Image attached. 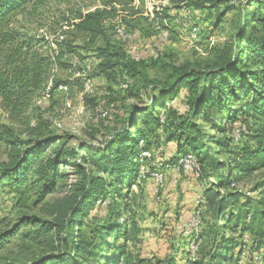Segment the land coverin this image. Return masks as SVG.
Listing matches in <instances>:
<instances>
[{"label":"trees","instance_id":"obj_1","mask_svg":"<svg viewBox=\"0 0 264 264\" xmlns=\"http://www.w3.org/2000/svg\"><path fill=\"white\" fill-rule=\"evenodd\" d=\"M51 1L56 0H0V109L5 115L0 143L7 148V159L0 164V189L12 196V208L23 209L30 202L43 204L62 182L75 180L63 198L45 203L49 220L32 218L33 238L44 250L32 264H181L175 257L145 258L133 252L129 242L137 240L138 228L127 215L136 195L133 187L142 191L158 164L164 172L173 171L186 154L196 157L202 181L210 178L203 173L204 161L222 173L212 176L214 182L203 191L202 242L195 260L187 258L186 242L176 249V254L184 252L183 264H264V180L255 185L262 196L256 202L235 189L253 173L264 172V0H195L211 9L222 4L231 9L230 2L240 1L238 30L215 61L172 67L153 59L149 66L166 73L161 80L150 79L147 65L128 59L109 43L97 47L101 75L143 103L132 106L125 119L117 102H108L104 118L113 131L97 144L73 143L69 134L56 136L45 125L33 126L28 113L45 95L62 87L68 90V83L58 81L56 74L67 67L62 60L74 54L77 34L104 36L103 22L132 0H101L94 11L70 10L68 16L58 12L51 15L47 36L29 34V24L42 29L39 13ZM181 1L169 0L173 5ZM223 16L219 14L217 22ZM69 34L74 39L61 40ZM137 77L142 85L135 91ZM125 82L130 83L122 89ZM170 144L175 148L171 158L161 149ZM145 151L152 153L151 159L140 163ZM221 155L227 159L217 160ZM143 164L145 175L139 179ZM98 207L103 214L90 219ZM202 209L210 216L206 224L211 246L199 257L205 233ZM12 230L0 232V249Z\"/></svg>","mask_w":264,"mask_h":264},{"label":"rangeland","instance_id":"obj_2","mask_svg":"<svg viewBox=\"0 0 264 264\" xmlns=\"http://www.w3.org/2000/svg\"><path fill=\"white\" fill-rule=\"evenodd\" d=\"M240 3V1L230 2L228 5L234 7L231 9H227L226 4L220 5L218 9H211L206 8L202 3L195 2V0H182L177 5H173L169 0H132L124 7V10H121V7L117 8L120 10L118 15L103 22L104 36L90 37L87 34H77L74 54L68 55L62 60V63L67 67L73 66L71 68L60 67L56 74L58 81L68 83V90H56L53 94L42 97V101L39 100L40 104L34 103L28 113L31 125H45L56 136L69 134L73 137V143H99L102 137L113 131V129L106 128L110 126L104 118L107 112L103 109L108 105V102H117L118 113L124 118L126 117L125 119L130 115L132 106L141 107L143 103L130 96L128 92L122 91L114 79L108 81L101 75L99 61L95 56L97 47H104L106 43H109L111 48L122 50L128 59L147 65L146 71L150 79L161 80L165 78L166 73L159 67L149 66L150 61L158 57L170 63L172 67L217 60L222 54L224 46L231 43L238 30L243 8ZM101 6V0L51 1L46 6L47 9L43 10L46 13H39L43 23L42 29L29 24L27 25V28L31 30H29V34L47 36L52 20L51 15L55 16V13L59 15L58 12H60L68 16L70 10L94 11ZM221 13L224 16L220 22H217ZM48 17L50 19H46ZM34 20L36 23L38 19ZM32 21L33 19L29 23ZM119 30L129 34L130 40L123 41L118 33ZM51 38L49 37L48 40ZM65 39H74V37L69 34L61 38V40ZM86 79L90 81L93 90L91 95L84 97L82 83L83 81L85 83ZM139 79L140 77L135 79V85L132 87L135 91L142 85ZM122 85L121 88L124 89ZM0 122H5V115L1 109ZM20 128L23 130L24 126H20ZM94 131L98 132L94 134L95 138L90 139L88 134L94 133ZM239 136L240 132L237 131L234 137L238 139ZM161 149L166 150V155L170 158L175 153L172 144ZM217 157L219 161L227 159L226 155ZM6 159L7 148L0 143V164ZM171 170L176 176H170L172 171H166L164 187L158 193L154 180H147L143 183L142 185L145 186L142 191L133 188L136 197H131V209L127 217L129 222L136 223L138 230L136 232L137 240L133 245L132 242H129V246H132L133 252L139 253L142 257H175L178 262L183 264L185 263L182 257L184 252L176 254V249L180 250L184 244L183 239L180 238L181 234H178L185 227L182 224L185 214L180 211L185 207L187 210H191L189 217L186 215L184 217L189 219L196 212L195 210H200L205 186L214 182L212 176L221 175L222 172L214 171L213 166L208 161H204L203 173L205 177H210L209 180L202 181L188 173L190 177L185 180L186 185H181L179 179L180 177L184 179L185 172H179L174 168ZM143 172L144 174H140L139 179L145 175V166H143ZM177 174L180 175L179 179ZM263 180L264 172H255L238 183L235 189L256 202L262 196L256 190L255 185ZM62 183L63 186L48 195L43 204L35 207L30 202L28 208L23 209L12 208V196L2 192L3 188L0 189V232L13 229V236L4 248L0 249V264H32L37 256L44 255V250L33 238L36 230L31 222L33 217L49 220L45 216V203L52 204L63 198L68 193L69 185L74 184L75 180L70 177L69 181ZM191 198L192 205H190L192 207H188L186 202ZM202 211L205 218L203 220L205 233H203V244L199 257L205 255L211 246V239L207 234L209 225L206 224L210 223V216L206 210L202 209ZM102 214V209L95 208L90 214V219L98 218ZM90 219L87 222H90ZM2 220H5L4 223H1ZM6 223L8 225L4 226ZM121 243L122 241L119 240L118 244ZM248 261L251 262L252 259Z\"/></svg>","mask_w":264,"mask_h":264},{"label":"bare ground","instance_id":"obj_3","mask_svg":"<svg viewBox=\"0 0 264 264\" xmlns=\"http://www.w3.org/2000/svg\"><path fill=\"white\" fill-rule=\"evenodd\" d=\"M158 21V20H157ZM121 39L123 41H129V39H125L126 37H129L130 35L129 34H126L125 32H123L122 30H119L118 31ZM138 61V60H137ZM53 72L55 73L56 72V69L53 70ZM53 73V74H54ZM54 78V77H53ZM53 80V79H52ZM130 83V82H129ZM129 83L125 82V84L123 83L122 87L125 89L128 87ZM51 85V83H50ZM83 88H84V97L85 96H88V95H91V92H92V85L90 83L89 80L85 81L84 85H83ZM61 89L63 90H66L67 88L66 87H62ZM38 104H40V101L37 102ZM140 146L143 145V142H140L139 143ZM152 153L148 152V151H145V152H142L141 154V159H140V163H144L146 160H150L151 159V155ZM184 156V155H183ZM181 157V156H180ZM189 158L191 160H193L194 162H196V169H195V177L199 178L201 176V168H200V165L196 159V157L192 154H186V156L182 157V158H179L180 161L178 162L179 163V167H176L177 169H180V168H184L185 166L189 165ZM153 159V158H152ZM177 163V164H178ZM143 165H141V167L139 168V173L142 175L144 174L143 172ZM162 164H158V171L150 174L151 175V178L150 179H156V182H155V186H156V192L158 193L159 190H162L163 187H164V171H163V168H162ZM167 167V166H166ZM135 188V187H133ZM196 212H198V224L196 225V227L188 232H182L181 234V237L183 239L184 242H186L187 244V258L189 260H195L196 258V255L198 253V250H199V247L201 246V238H200V232H201V222L202 220L200 219V210H195ZM195 247V248H194ZM190 248H194V250L192 251V249Z\"/></svg>","mask_w":264,"mask_h":264},{"label":"built area","instance_id":"obj_4","mask_svg":"<svg viewBox=\"0 0 264 264\" xmlns=\"http://www.w3.org/2000/svg\"><path fill=\"white\" fill-rule=\"evenodd\" d=\"M131 36L126 37L125 39H129L130 40ZM238 130H235L233 135L236 134ZM195 169H196V162H194L193 160H191L189 158V165L185 166L184 168H180V169H175L177 171H183L185 173H191L192 175L195 176ZM154 184L156 182V179H153ZM198 224V212H195L191 215V217L188 219V221L185 224V227L183 229L182 232H188L192 229H194L196 227V225ZM195 248V247H194ZM194 248H190L192 249V251L194 250Z\"/></svg>","mask_w":264,"mask_h":264},{"label":"crops","instance_id":"obj_5","mask_svg":"<svg viewBox=\"0 0 264 264\" xmlns=\"http://www.w3.org/2000/svg\"><path fill=\"white\" fill-rule=\"evenodd\" d=\"M166 168H169L168 166L166 167ZM175 169H177V168H175ZM174 171H172V173L170 174V176H173V177H175L176 175L173 173ZM189 174L188 173H184V179H182V177H180V175L178 176V174H177V177H178V179H179V177H180V182H181V185H186V181L185 180H187L190 176H188ZM182 180V181H181ZM187 186H188V184H187ZM200 186V185H199ZM195 189V188H194ZM193 189V190H194ZM197 189V191L199 190L198 189V187L196 188ZM200 192V191H199ZM189 201H187L186 203H187V206L188 207H192L191 205H192V198L191 199H188ZM191 204V205H190ZM182 214H185L186 216H188L189 214H190V212H191V210H187V207H185V208H183L181 211H180ZM184 215V216H185ZM189 217V216H188Z\"/></svg>","mask_w":264,"mask_h":264}]
</instances>
